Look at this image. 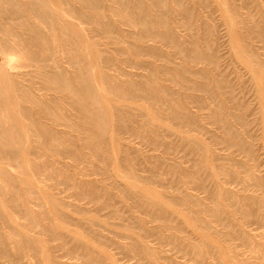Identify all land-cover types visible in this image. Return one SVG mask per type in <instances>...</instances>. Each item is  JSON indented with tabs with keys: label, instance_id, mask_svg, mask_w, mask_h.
I'll use <instances>...</instances> for the list:
<instances>
[{
	"label": "bare ground",
	"instance_id": "6f19581e",
	"mask_svg": "<svg viewBox=\"0 0 264 264\" xmlns=\"http://www.w3.org/2000/svg\"><path fill=\"white\" fill-rule=\"evenodd\" d=\"M0 264H264V0H0Z\"/></svg>",
	"mask_w": 264,
	"mask_h": 264
}]
</instances>
